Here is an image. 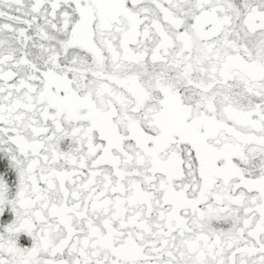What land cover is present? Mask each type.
Wrapping results in <instances>:
<instances>
[{
    "label": "snow or ice",
    "instance_id": "1",
    "mask_svg": "<svg viewBox=\"0 0 264 264\" xmlns=\"http://www.w3.org/2000/svg\"><path fill=\"white\" fill-rule=\"evenodd\" d=\"M0 264H264V0H0Z\"/></svg>",
    "mask_w": 264,
    "mask_h": 264
},
{
    "label": "flooded vegetation",
    "instance_id": "2",
    "mask_svg": "<svg viewBox=\"0 0 264 264\" xmlns=\"http://www.w3.org/2000/svg\"><path fill=\"white\" fill-rule=\"evenodd\" d=\"M27 242H28V241H27L26 238H22L21 243H27Z\"/></svg>",
    "mask_w": 264,
    "mask_h": 264
}]
</instances>
